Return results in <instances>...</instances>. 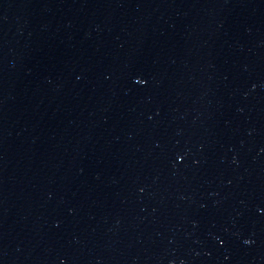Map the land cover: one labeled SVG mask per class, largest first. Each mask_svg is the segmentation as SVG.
Masks as SVG:
<instances>
[{
  "label": "water",
  "instance_id": "water-1",
  "mask_svg": "<svg viewBox=\"0 0 264 264\" xmlns=\"http://www.w3.org/2000/svg\"><path fill=\"white\" fill-rule=\"evenodd\" d=\"M0 264H264V0H0Z\"/></svg>",
  "mask_w": 264,
  "mask_h": 264
},
{
  "label": "snow or ice",
  "instance_id": "snow-or-ice-1",
  "mask_svg": "<svg viewBox=\"0 0 264 264\" xmlns=\"http://www.w3.org/2000/svg\"><path fill=\"white\" fill-rule=\"evenodd\" d=\"M140 83H145V81L141 80Z\"/></svg>",
  "mask_w": 264,
  "mask_h": 264
},
{
  "label": "clouds",
  "instance_id": "clouds-1",
  "mask_svg": "<svg viewBox=\"0 0 264 264\" xmlns=\"http://www.w3.org/2000/svg\"><path fill=\"white\" fill-rule=\"evenodd\" d=\"M247 243V241H245Z\"/></svg>",
  "mask_w": 264,
  "mask_h": 264
}]
</instances>
